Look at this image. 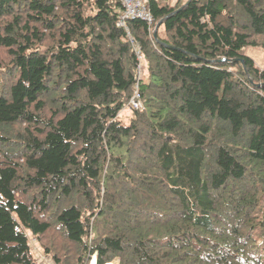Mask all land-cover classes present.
<instances>
[{
    "label": "trees",
    "instance_id": "obj_1",
    "mask_svg": "<svg viewBox=\"0 0 264 264\" xmlns=\"http://www.w3.org/2000/svg\"><path fill=\"white\" fill-rule=\"evenodd\" d=\"M186 1L0 0V264H264V0Z\"/></svg>",
    "mask_w": 264,
    "mask_h": 264
},
{
    "label": "rangeland",
    "instance_id": "obj_2",
    "mask_svg": "<svg viewBox=\"0 0 264 264\" xmlns=\"http://www.w3.org/2000/svg\"><path fill=\"white\" fill-rule=\"evenodd\" d=\"M175 1L176 0H170V3L173 4L175 3ZM154 26L152 25L151 28L154 29ZM242 51L253 59L255 65H257L261 69L264 68V50L262 48L257 47V46H246L243 48ZM139 68L142 70L141 65L139 66ZM126 109H129V108H126ZM92 236L93 234H91V237ZM28 237H29V243H30L32 254H33V258L37 264H57V261L55 260L53 255L47 254L44 251L43 249L44 243L41 240L36 241L35 237H33L30 233H28ZM89 260H90L89 262L90 264H96V255H92L89 258ZM93 260L95 261L94 263H93ZM108 263L116 264L117 262L114 260Z\"/></svg>",
    "mask_w": 264,
    "mask_h": 264
},
{
    "label": "built area",
    "instance_id": "obj_3",
    "mask_svg": "<svg viewBox=\"0 0 264 264\" xmlns=\"http://www.w3.org/2000/svg\"><path fill=\"white\" fill-rule=\"evenodd\" d=\"M122 6L121 13L117 20V25L120 27H124L127 30L126 21L133 18H139L144 20L152 33L153 29L151 26L153 25V16L148 8L149 0H119ZM137 96H133L129 104L134 108H139L141 103L136 100Z\"/></svg>",
    "mask_w": 264,
    "mask_h": 264
},
{
    "label": "water",
    "instance_id": "obj_4",
    "mask_svg": "<svg viewBox=\"0 0 264 264\" xmlns=\"http://www.w3.org/2000/svg\"><path fill=\"white\" fill-rule=\"evenodd\" d=\"M190 0H187L186 3H188ZM162 19H160L154 26V29L152 31V34L154 36V38H156V29L158 28V26L161 24ZM107 264H111V263H107Z\"/></svg>",
    "mask_w": 264,
    "mask_h": 264
},
{
    "label": "bare ground",
    "instance_id": "obj_5",
    "mask_svg": "<svg viewBox=\"0 0 264 264\" xmlns=\"http://www.w3.org/2000/svg\"><path fill=\"white\" fill-rule=\"evenodd\" d=\"M252 46V45H251ZM121 71V70H120ZM95 261L93 260V263H94Z\"/></svg>",
    "mask_w": 264,
    "mask_h": 264
}]
</instances>
